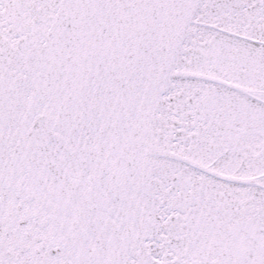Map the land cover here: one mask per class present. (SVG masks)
<instances>
[{"label": "snow or ice", "instance_id": "6c2138e0", "mask_svg": "<svg viewBox=\"0 0 264 264\" xmlns=\"http://www.w3.org/2000/svg\"><path fill=\"white\" fill-rule=\"evenodd\" d=\"M0 264H264V0H0Z\"/></svg>", "mask_w": 264, "mask_h": 264}]
</instances>
